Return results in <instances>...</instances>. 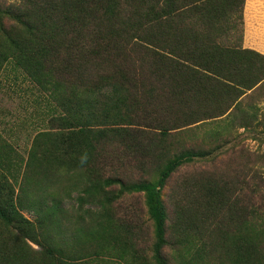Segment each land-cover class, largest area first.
<instances>
[{
	"label": "trees",
	"instance_id": "obj_1",
	"mask_svg": "<svg viewBox=\"0 0 264 264\" xmlns=\"http://www.w3.org/2000/svg\"><path fill=\"white\" fill-rule=\"evenodd\" d=\"M244 1L0 4V74L21 73L52 113L25 157L0 154V264H264L260 177L201 170L162 191L261 125ZM127 193L142 194L149 241L120 217Z\"/></svg>",
	"mask_w": 264,
	"mask_h": 264
},
{
	"label": "rangeland",
	"instance_id": "obj_2",
	"mask_svg": "<svg viewBox=\"0 0 264 264\" xmlns=\"http://www.w3.org/2000/svg\"><path fill=\"white\" fill-rule=\"evenodd\" d=\"M12 1L14 0H0V4L4 5ZM16 85L10 87L9 92H7L10 94V96H14L16 98L15 111H13L12 108L8 109L0 100V113H5L8 115V112L6 113V111L9 110V112H11V117L15 115L14 117L18 123L21 120L25 119V123L27 124V126L29 125L27 127V131L29 127H32L33 133L40 130V128L47 127V119L52 113H50L48 110L49 106H45V101H41L42 96L38 94L37 90L34 89V87H30L27 81L24 82L21 80ZM259 98L260 99L257 102L259 108V111H257V118L260 119L261 125L255 127L253 132L251 131V127L244 129L242 127H235L231 131L232 135L231 137H229V142L221 145L219 151L213 154V159L203 158L202 160H197L192 164L185 165L183 168L173 174V178L171 175V178L168 180L167 185L162 191H168L169 187L172 186V180L174 179L179 180L184 176H190L191 173L196 171H210L217 169V173L229 174L232 172L235 173L236 171H239L238 173H244L245 178L249 181V183L252 181L256 182V180L260 177V191L264 193V157L262 156V154H264V95H260ZM18 137V143L19 145H23L22 147L24 149L25 142L23 141L22 137ZM26 144L29 145L28 140L26 141ZM242 150L245 151L242 152ZM23 156L25 157L26 153L23 154ZM230 161H232V163L229 167ZM237 163H239V165ZM241 165H245L244 172H240V170L238 169ZM128 168L129 167L123 168L122 173L128 174ZM135 178L136 177H132V179ZM254 195L256 194L254 193ZM120 202V217H124L126 219L130 218L131 220H133L134 218L142 221L139 225V228H142L144 220L146 225L145 227L143 226V228L147 232L146 237L149 241V238L152 237L151 222L148 220L145 212V205L142 194H124ZM63 205L67 210L73 208L74 204L72 198H65L63 200ZM164 251L166 252L167 248H165ZM99 259V257H90L86 260L89 263H94L99 262ZM109 261L112 264H123L121 261L116 259H109Z\"/></svg>",
	"mask_w": 264,
	"mask_h": 264
},
{
	"label": "crops",
	"instance_id": "obj_3",
	"mask_svg": "<svg viewBox=\"0 0 264 264\" xmlns=\"http://www.w3.org/2000/svg\"><path fill=\"white\" fill-rule=\"evenodd\" d=\"M243 28L242 47L264 54V0L244 1ZM21 80L28 82L19 72L16 73L15 78V73L11 72L10 68L0 74V100L8 109L12 108L13 111H15L16 98L7 92H9L10 87L15 86ZM28 84L30 85L29 82ZM7 112L8 115L0 113V154H23V151L29 146L26 141L28 140L30 144L33 134L32 127H29L27 131L29 125L27 126L25 122L18 123L15 115L11 117V112L9 110ZM18 136L22 137L25 142L24 149L23 145L18 143Z\"/></svg>",
	"mask_w": 264,
	"mask_h": 264
}]
</instances>
